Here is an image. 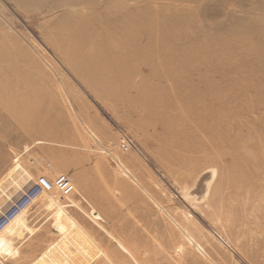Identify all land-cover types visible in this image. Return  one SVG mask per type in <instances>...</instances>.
<instances>
[{
  "label": "rangeland",
  "instance_id": "rangeland-1",
  "mask_svg": "<svg viewBox=\"0 0 264 264\" xmlns=\"http://www.w3.org/2000/svg\"><path fill=\"white\" fill-rule=\"evenodd\" d=\"M240 1L203 0L204 13L223 15V18L224 12L234 11L239 16L254 13L264 18V12H249L250 8H246L249 5L241 7ZM133 3L113 0V13ZM143 4L153 7L154 2ZM0 13V23L4 26L0 28V45L4 44L0 46V66L13 76L15 83L13 87L0 84V108L11 102L22 106L21 110L3 112L11 118L8 120L14 127L6 138L0 139V148L5 153L0 163V180L12 170L17 156L33 175V183L41 175L53 179L67 173L74 184L69 196L56 191L39 195L21 217L16 216L3 228L0 264H37L47 260L49 255L53 256L52 249L61 245L59 233L74 237L65 250L73 264L79 259L76 264H264V108L237 118L244 126L236 131L242 144L227 151L228 160L223 159L213 165L214 169L206 170L200 177H208V184L202 181L188 195L186 186L191 176L209 163V156H218L217 149L207 152L200 149L181 160L184 155L180 150L184 145L199 147L202 141H207L206 136L196 135V143L194 138L188 143L180 140L173 143L175 131L182 128L192 131L197 123L194 120L178 127L172 120L160 124L163 110L169 111L164 105L165 97L180 102L173 93L163 96L154 90L169 87L164 78L158 77L162 74L199 73L208 78L243 80L255 76L254 70L259 77L257 85L264 88V40L241 39L224 47L226 55L205 60L203 64L179 63L172 71L148 59L113 61V82L100 83L75 73L68 60L49 46L47 38L53 32L50 24L56 23L54 16L61 14L59 10H52L47 16L25 10L20 0H0ZM207 19L204 25L212 28L217 18L207 16ZM228 32L253 35L256 30L252 26H239ZM31 40L41 45L51 65L55 64L56 73L46 65L51 75L49 72L47 78L34 80L30 74H38L39 70L19 61L22 54L35 53ZM253 51H256L254 55ZM38 60L40 65L41 59ZM220 67H226L223 76L215 70ZM100 68L106 71L112 65ZM135 73L155 76L145 84L151 92L141 101L123 88L118 91L119 87L139 80L132 77ZM92 87L97 88V95ZM216 98L223 99L224 92L219 90ZM248 103L253 105L254 98H249ZM86 126L99 142L92 138ZM245 135L248 137L244 142ZM123 137L131 144L128 151L120 147ZM37 138L42 140L35 143ZM178 154L183 164L178 162L176 166L173 156ZM242 156L248 160L243 162ZM213 171L216 173L210 183L209 175ZM214 180L217 181L213 186ZM6 184L5 189L0 188V217L32 182L20 190ZM208 186L209 192L218 187L209 206L206 200H192L205 194ZM71 245L77 247L72 249ZM69 252L76 255L78 252V259Z\"/></svg>",
  "mask_w": 264,
  "mask_h": 264
},
{
  "label": "bare ground",
  "instance_id": "bare-ground-1",
  "mask_svg": "<svg viewBox=\"0 0 264 264\" xmlns=\"http://www.w3.org/2000/svg\"><path fill=\"white\" fill-rule=\"evenodd\" d=\"M125 1H133L134 3L128 5L125 10L116 11L114 13L113 0H20V4L21 6H24L25 10L32 9L33 11L44 13L47 16L52 13V10H59V13L61 14H59V16H54L59 21L56 20V23L51 22L50 24V28L54 33L51 32V36L49 38L46 37L49 46H51L56 53H59L65 60H68V66L75 73L80 74L84 78H94L100 83H106L109 80L113 82V61L130 62L148 59L160 62V64L170 67L172 71V68L177 69L176 66L179 63L203 64L205 63V60L219 58L225 54L224 47L226 45H234L241 39H244L246 42L249 41L250 38L264 40V18L259 14L256 15L250 13V16L247 14L239 16L235 15L234 11H227L226 13L224 12L225 17L223 18V15H212L211 13L205 14L204 10L206 7V1L203 2V0ZM145 1L154 2L153 7L144 5L143 3ZM254 1L255 3H252ZM239 5L241 7L249 5V7H246L248 10L250 8L249 12H264V0H241ZM0 15L2 16L1 13ZM207 16L217 18L215 21L216 23H214L212 28H207L204 25L205 21H209ZM218 26H221L222 28L220 30L214 29V27L217 28ZM239 26H252L256 30V33L253 35L238 34L244 32H236L235 35L229 34L228 30L236 29ZM3 27L4 26L0 23V28ZM31 43V47L35 53H29L27 56V53H24L19 58V61L25 66H32L39 70L38 74H30L34 77V80L41 77L47 78L51 70L48 71L46 65L55 72V64L52 63L53 66L51 65V60L46 56L43 48L38 42L31 40ZM216 45L218 48H215ZM210 46H214V49L210 48ZM125 49H127L128 52L124 51ZM7 50L8 49L5 51ZM244 51L245 50H242V53ZM254 53H256V51H253L251 54L254 55ZM38 57L41 59L40 65L38 63ZM0 59H2L1 56ZM109 64L112 65V68H107L106 71L104 68H100ZM242 67L243 66H240L239 69H242ZM227 68L229 67L227 66ZM224 69H226V67H220L215 70H218L223 76L225 73ZM5 71L3 66H0V84L13 87L15 84L13 82V76H9ZM253 72L255 73V76L243 80H237L235 78L220 79L221 77L218 76H216L217 78H208L199 73L196 75H185L181 73L175 74L177 72H174V74H162L158 76L164 78V80L169 83V87H156L154 90L159 91V94H162L163 96H167L165 95L167 93H173L180 102V104H178L173 102L172 98L170 100L168 99L169 97H165L164 105L169 111L163 110L164 117L159 123L168 124V122L173 120L178 127L187 123L191 124L194 120L195 123H197V127L192 131L187 129L183 130V128L180 132L175 131V133H173V131H171L170 134L173 133V143L179 140L188 143L189 139L196 137V135L206 136H204V139L207 141H202L199 147L184 145L185 148H181L180 150L184 155L181 160L185 161L187 157L200 149L204 152L213 148L217 149V154L219 156H209V163L204 164L195 170V173L189 180L190 184L186 186V194L189 195L192 191H196L198 186L202 185L201 182L204 180L208 184V177L202 178L200 176H202L206 170L214 169L213 165L216 163L222 162L223 159L225 161L228 160L229 157L225 155L227 151L229 149H236V145L239 143L242 144L240 133H236V131L244 126L243 122H240L237 118H243V116L248 115L250 112L264 108V88H262L261 85L259 88L256 83L259 78L258 73L256 70ZM132 77L139 78V80L137 82H132L129 85L125 84L123 87H119L118 91L123 88L132 93L135 99L141 101V99L146 96L147 92H151L148 90V87H144L145 84L148 85L150 79H153L152 77L155 76L148 77L141 73H135ZM220 82L221 85H218ZM92 88V92L97 95V88ZM219 90L224 92V98L221 100L216 98ZM248 90H251L252 92L247 96ZM228 91L230 92L228 93ZM233 93H237L238 95L235 97ZM238 96L241 97L242 100H240ZM249 98H254L255 103L253 105L248 103ZM143 105L145 106V104ZM70 106L76 113H78L77 108H75V105L71 101ZM21 107V104L11 102L6 104L4 108H0V139L6 138L5 136L8 135L14 127L11 126L8 120L11 118L5 116L3 112L15 111V109L21 110ZM195 107L203 109L204 112H201L200 109ZM88 126L91 127L90 123H88ZM86 129L89 131L92 138L99 142L96 134L90 131L88 127ZM247 137L248 135H245L244 142ZM196 139H193L194 143H196ZM36 140L34 142L38 143L42 139L37 138ZM5 143H7V141ZM204 143H207V145ZM238 153H240L239 150H237V154ZM4 154L2 148H0V163L4 159ZM173 157L174 161L177 162L175 163L176 166H179L178 162L183 164L181 163V160H179V154L177 156L174 155ZM16 158L17 159L13 161L15 162L13 168L11 166L12 170H10L5 177L2 176L3 178L0 180L1 189H5L6 183V185H10L17 190L23 189L24 186L31 182L33 184V175L22 166L23 164H21L17 156ZM35 159L36 158H34V160ZM241 159L243 162L248 160L243 156ZM214 173L216 172L213 171L209 175L210 183L213 180ZM48 178L51 179L50 177ZM219 180L220 178H218V181ZM216 181L217 180H214L215 183L213 182V186L216 185ZM209 187L210 186L207 187L205 194L193 197L194 199L192 200L196 202L206 200L205 203L209 206L216 194V189L218 188L215 187L216 189L214 191L209 192ZM11 198L13 199L14 196L12 195ZM26 209H24L18 217H21ZM56 233L57 232H55V234ZM59 238L60 240L57 241L61 245L59 247H57V245L56 247L58 249L55 248L56 250L52 249L53 256L49 255L47 260L37 264H73L70 261V258L66 257L68 255L65 250H68V247L70 246H68V243L74 237L68 236L66 233H59ZM65 243L67 245H65ZM89 245H87V247ZM96 245L97 243L95 246ZM91 246L89 248H93ZM74 247L72 246L71 248L74 249ZM87 247L85 248L86 250L88 249ZM121 247L125 251H128L124 245ZM84 248H82V251ZM78 249L79 247L76 250ZM69 253L76 255V253ZM92 255L94 254H91V256ZM71 256L73 257V255ZM78 256L75 259H78ZM95 256L93 257L96 258ZM72 257L71 260L73 259ZM78 262H80V259L79 261H76V263Z\"/></svg>",
  "mask_w": 264,
  "mask_h": 264
},
{
  "label": "built area",
  "instance_id": "built-area-1",
  "mask_svg": "<svg viewBox=\"0 0 264 264\" xmlns=\"http://www.w3.org/2000/svg\"><path fill=\"white\" fill-rule=\"evenodd\" d=\"M120 147L123 151H128L131 148V144L127 138L123 137L120 140ZM52 191L59 192L64 196L72 194L74 184L70 175L61 173L53 179H49L46 175L38 176L36 181L0 217V232L24 209L30 206L39 195Z\"/></svg>",
  "mask_w": 264,
  "mask_h": 264
}]
</instances>
